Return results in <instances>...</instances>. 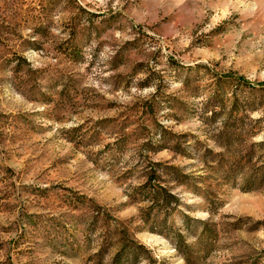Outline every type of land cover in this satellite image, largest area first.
I'll return each mask as SVG.
<instances>
[{
    "label": "rangeland",
    "instance_id": "rangeland-1",
    "mask_svg": "<svg viewBox=\"0 0 264 264\" xmlns=\"http://www.w3.org/2000/svg\"><path fill=\"white\" fill-rule=\"evenodd\" d=\"M0 264H264V0H0Z\"/></svg>",
    "mask_w": 264,
    "mask_h": 264
},
{
    "label": "trees",
    "instance_id": "trees-1",
    "mask_svg": "<svg viewBox=\"0 0 264 264\" xmlns=\"http://www.w3.org/2000/svg\"><path fill=\"white\" fill-rule=\"evenodd\" d=\"M130 248H126L125 250H129ZM125 250L123 251V252H121V253H119L118 255H117V257L115 258V263H120L122 260L121 259H123V253H125ZM132 250L130 249V252H131ZM130 254V253H129ZM127 255H128V253H127Z\"/></svg>",
    "mask_w": 264,
    "mask_h": 264
}]
</instances>
